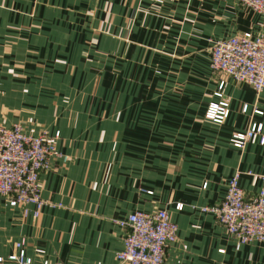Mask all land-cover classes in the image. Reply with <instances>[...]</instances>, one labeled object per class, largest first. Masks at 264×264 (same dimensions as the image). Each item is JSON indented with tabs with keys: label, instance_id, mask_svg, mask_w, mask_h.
Masks as SVG:
<instances>
[{
	"label": "crops",
	"instance_id": "0c3cea01",
	"mask_svg": "<svg viewBox=\"0 0 264 264\" xmlns=\"http://www.w3.org/2000/svg\"><path fill=\"white\" fill-rule=\"evenodd\" d=\"M244 33L264 36V15L237 0H0V125L59 133L39 180L52 206L34 218L0 201V264L22 240L32 264H121L120 223L161 209L178 227L165 264H264V242L237 250L202 211L235 172H264V145L231 144L254 123L264 135V90L210 67L213 43ZM220 100L216 124L205 114ZM240 185L247 198L260 187Z\"/></svg>",
	"mask_w": 264,
	"mask_h": 264
},
{
	"label": "built area",
	"instance_id": "2783aa9c",
	"mask_svg": "<svg viewBox=\"0 0 264 264\" xmlns=\"http://www.w3.org/2000/svg\"><path fill=\"white\" fill-rule=\"evenodd\" d=\"M243 7L264 15V0H237ZM212 72L221 74L237 83H246L256 93L264 90V36L244 33L229 39L214 42L210 50ZM224 86L221 81L219 90ZM215 96L222 99V93ZM244 107L243 111H246ZM255 114L262 115L260 111ZM229 115V104L220 100L208 106L205 117L209 121L222 124ZM54 137L42 134H25L18 124L10 128L0 125V201L6 200L11 207L26 205L35 207L33 217H39L41 210L51 207L42 199L39 180L49 167V160L57 156ZM264 145L263 125L254 123L244 133H237L231 139L236 149L242 150L247 144ZM243 175L252 179V184H260L256 194L247 198L240 185ZM183 205H177L182 210ZM216 218L219 225L232 235L236 249L243 245L264 242V172H235L228 181L224 199L214 205L202 208ZM27 212L25 211V215ZM120 226L127 230L123 250L117 254L119 263L165 264V251L169 244L177 240V225L171 221L166 210L147 214L135 212ZM25 242L16 244L17 253L8 257L12 264H32L23 249ZM2 259L0 258V263ZM43 264H50L44 262ZM60 264V263H57Z\"/></svg>",
	"mask_w": 264,
	"mask_h": 264
},
{
	"label": "rangeland",
	"instance_id": "374dc122",
	"mask_svg": "<svg viewBox=\"0 0 264 264\" xmlns=\"http://www.w3.org/2000/svg\"><path fill=\"white\" fill-rule=\"evenodd\" d=\"M51 5H47V9L45 10V12H44V18H45V21H50L51 20V18L53 17V15H52V11L51 10H49ZM46 23V22H45ZM89 62H96L97 61V59H93V58H91V59H87ZM80 69H83V67H80ZM93 74H95V73H93ZM95 76L96 77H92V85L93 86H95L96 84H98L99 83V74H95ZM128 76H130V75H128ZM88 93H90V95L93 97V98H95V97H97V92H96V90H93L92 88H90V92H89V90H88ZM104 94H102V95H100L101 97L103 96ZM130 97V95H127L126 97ZM127 98H125V100H126ZM128 105V104H127ZM127 105L125 106V109H128L127 108ZM130 109V108H129ZM54 206V205H53Z\"/></svg>",
	"mask_w": 264,
	"mask_h": 264
},
{
	"label": "bare ground",
	"instance_id": "6f19581e",
	"mask_svg": "<svg viewBox=\"0 0 264 264\" xmlns=\"http://www.w3.org/2000/svg\"><path fill=\"white\" fill-rule=\"evenodd\" d=\"M58 139V138H57Z\"/></svg>",
	"mask_w": 264,
	"mask_h": 264
}]
</instances>
